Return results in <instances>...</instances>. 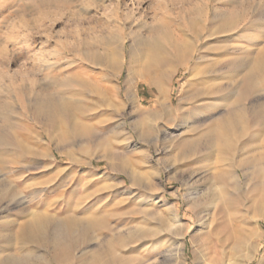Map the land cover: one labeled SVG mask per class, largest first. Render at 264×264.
<instances>
[{"label": "bare ground", "instance_id": "1", "mask_svg": "<svg viewBox=\"0 0 264 264\" xmlns=\"http://www.w3.org/2000/svg\"><path fill=\"white\" fill-rule=\"evenodd\" d=\"M61 1L68 6L73 3ZM211 1L148 0L144 8L140 2L116 0L105 6L109 14L99 26L100 36L85 35L79 39L81 33H78L77 41L62 43L59 52L42 50L35 59L38 69L49 74L61 60L72 72L59 83L64 86L63 92L36 93L30 113L40 131L33 134L28 128V144L20 145L19 156H16L21 138L16 130L18 125L10 122L8 113L13 110L8 107L11 105L0 106V264H149L143 257L150 249L163 245L162 240L154 242L151 239L162 231L172 232L180 227L171 228L173 223L180 222L175 213L170 214L167 224L163 218L159 219L156 229L142 225L130 228L127 224L119 227L117 222L121 218L117 211L110 216L98 215L95 209L91 210L92 202L80 215L78 208L82 202L76 203L70 196L66 199L63 193L59 200L51 198L50 192L55 186L51 180L46 181L38 194L32 191L37 207L44 206L32 210L26 206L31 199L16 188V181L24 178L19 168L31 171L42 167L63 175L71 172V167L79 163L73 157L72 148L98 137L95 130L98 122L85 118L93 108L81 105L75 98L79 95L76 86L85 88L93 83L98 87L99 82H108L111 76L116 85L105 89L109 92L101 99L102 104H112L110 95L114 94H121L134 103L138 84L134 73L145 77L152 68L165 67L167 74L177 64L188 73L177 107L169 106L164 91L159 89L161 98L155 101L152 110L137 107L138 112L135 111L140 128L137 137L140 141H156L159 133L164 135L163 143L171 148L166 161L174 163L184 177L187 173L188 179L183 177L182 185L188 192V210L195 214L200 226L212 223L217 214L228 209L232 191L256 178L255 188L259 187L260 192L250 203L251 215L241 227L236 256L213 264H249L257 258L261 246L263 251L256 264H264V232L260 225L264 223V0L255 6L254 13L249 11L252 0L235 1L229 11L220 10ZM184 16L188 18L189 33L180 36L177 31H180L179 22ZM71 34L68 30L67 36ZM197 53L202 55L200 60L205 64L198 72L205 75L200 81L191 80L196 75V62L188 66V57L194 60ZM51 57L56 60L50 62ZM84 64L96 69L97 74L85 71ZM120 77L123 89L119 86ZM149 83L155 84V81L149 80ZM121 102L124 104V100ZM123 117L118 119L117 128L120 136L124 135L123 140L130 143L134 139L124 130ZM169 124H173L172 131L166 128ZM44 144L48 149L54 147L56 152L52 149L46 152ZM110 154L106 152L99 157L111 159ZM57 157L68 159L71 165L62 166L64 162ZM45 159L50 161L45 162ZM108 168L126 176L130 187L142 193L145 201L163 202L162 207L168 210L164 190L155 193L156 183L148 178L156 171L160 173L157 165L149 162L144 169L135 170L117 163ZM125 185L126 180L122 178L112 185L102 184L96 192L113 187L117 189L113 193L115 198L126 191ZM116 200L112 202L119 206L122 200ZM16 208L17 213L9 214ZM52 208L53 213L49 210ZM16 214L24 220L16 222ZM109 217H116L114 225H110ZM164 225L167 230L163 229ZM103 230L111 233L110 239L100 238ZM176 240L180 251L182 242L180 238ZM16 241L21 246L18 250ZM92 244L94 247L88 249ZM121 248H126L125 254L117 252Z\"/></svg>", "mask_w": 264, "mask_h": 264}, {"label": "rangeland", "instance_id": "2", "mask_svg": "<svg viewBox=\"0 0 264 264\" xmlns=\"http://www.w3.org/2000/svg\"><path fill=\"white\" fill-rule=\"evenodd\" d=\"M40 1L41 0H0V106L11 105L8 107L10 110L12 109L13 112L9 111L8 113L10 115V122L18 125L16 130L21 137L19 138V146L28 144L27 136L30 132L29 129L32 130L33 134L40 131L39 128L34 125V122H32V114L30 113V104L36 93L40 91L53 94L63 92L64 86L59 83L72 72L70 69H66L65 63L60 60V64L55 66L50 73L47 74L45 70H40L34 65L35 59L40 56L42 50L45 49L50 52H59L63 44L77 41L78 33H81L79 39L85 37V35L93 37L97 35L100 36L102 33L98 32L99 26L109 14L105 6L116 2V0H71L73 3L68 6L61 0H52L47 4H41ZM123 1L126 3H131L133 1L140 2L145 8L148 0ZM196 1L201 0H193V2ZM235 1L240 0H212L211 3L218 8L220 7L219 9L222 11H229L231 5ZM259 2L262 3L263 0H252L249 9L251 13H254L253 10H255V6ZM184 18H181L179 22L181 28L177 33L180 34V36L189 33L187 27L188 18L185 16ZM68 30L72 33L71 37L67 36ZM145 36L147 37V35ZM200 57H202V55L198 53L194 56V60L188 57V66H192L195 62L197 66V69H195L196 75L191 78V80L194 81L204 80L205 78V75L198 73L202 71L205 66L204 61L200 60ZM57 58L60 59L61 57ZM54 60L56 59H52L51 57L50 62ZM179 65L180 64H177L174 69L167 74H165V67H154L149 71V75L145 77L141 76L139 73H134V78L138 81L135 89L137 96H135L136 100L134 103L120 96L121 94H109L112 98L111 101H113L112 104H102L101 99L104 98V96L106 97L109 92L105 89H109L116 85V82L113 81V77L111 76L110 81L99 82L98 87L93 85V83L85 87L87 89L82 86H76L79 95L75 96V98H77V100L79 99L81 105H87L93 108V110H89V115L85 118L87 120L94 118L96 123L98 122L95 126L97 127L95 130L98 134L96 135L98 136L96 137L98 140L93 138L90 141L91 143L80 142L77 146L72 148L73 157L76 158L79 163L75 166L73 165L71 167L72 171L66 172L64 175L62 172H49L42 167L31 171L19 168V172L24 174V178L20 181H16V188L31 199L32 202H26L28 209L36 210L37 208H44V206L37 207V198L36 195H32V191L36 190L35 194H38V190L45 186L46 181L51 180L55 184L53 191L50 192L51 198L59 200V195L63 193L66 199L72 197L76 203L82 202L78 208L80 215L82 213L84 214L85 208L87 209L92 202L94 208L92 207L91 210L93 211L95 209L94 211H96L98 215L110 216L117 211L120 213L118 217L121 218L120 221L117 222L119 227L127 224L126 226L130 228L142 225L144 227L148 226L150 229H156L160 224L158 222L159 219L163 218L165 224H167V222L170 221V214L175 213V215L180 218V224L175 222L173 223L175 225L172 224L171 228L172 226L178 225H180V227L175 231L172 230V232L171 230L170 232L162 231L151 239L154 240V242L162 240L163 245L155 250L150 249L146 257H143L149 264H213V262L220 263L223 260H227L229 257H235V247L238 244L241 227L249 220L251 215L250 203L258 197L260 192L259 187L255 188V184L258 180L256 178H252L254 180L249 179L232 191V203L228 205V209L220 215L217 214L212 223L200 226L198 225V219L195 214L188 210V192L182 185V178L184 177L182 174L183 172L180 169H176L175 164L171 161H166V157L168 153L171 152V148H168L167 144L163 143L164 135L159 133L156 140L157 142L151 139L140 141L137 137V132H139L140 129L135 118L137 115L136 112H138L137 107L140 109H147V111L152 110L155 106V101H159L161 98L159 89L164 91L165 102L171 107H177L178 100L182 95L180 92L181 86L188 76L187 71L182 69ZM83 69L91 74H97V70L89 65L84 64ZM163 74H165L164 77ZM149 80H154L155 84H150ZM119 86L123 89L122 77L119 78ZM63 95L68 98L71 96L69 94ZM114 98H116L115 102ZM122 100H124V104H121ZM116 103L119 105L117 106ZM74 117V119L80 120L78 116ZM122 117L125 118L123 119L126 124L124 129L125 132L134 139L130 143L123 140L124 135L121 134L120 136L117 128L118 119ZM97 118L99 120H97ZM111 118H113V122ZM115 118L117 119L115 120ZM101 122L103 124H101ZM106 123L108 125H106ZM166 128L169 131L174 129L173 124L166 125ZM114 141L117 144L112 143ZM108 144L110 146L107 149L106 147ZM21 146L16 148V156L20 155L18 151L21 150ZM43 147L48 153H50V149H52L54 153L56 152L55 148L52 146L48 149V146L44 144ZM89 149L92 150L90 151ZM106 152H109V154L111 153V159L99 157ZM25 159L27 160L28 157ZM57 159L64 162L62 166L71 165L68 159L62 157H57ZM44 161L49 162L50 159H45ZM149 162L157 165L160 173L157 174L156 168V172L150 174L148 178L156 183L154 187L155 193H160L164 190L166 197L165 206L168 207V210H165L164 206L162 207L161 204L163 202L152 203L145 201L144 198H142V193L130 187L126 176L115 173L108 168L111 164L118 163L121 165L124 164L135 170H139L140 168L142 170ZM186 174L187 173H184L185 180L188 179ZM60 176H62L63 179ZM122 178L126 180V185L124 186L126 191L120 196L115 197L117 200H122L119 206L114 205L112 202L115 200V195H113V193L115 194L117 189L115 190L112 187V191L108 189L96 192V190L101 189L100 186H102V184L112 185L121 181ZM82 195L84 196L83 199L81 198ZM94 202L96 203L94 204ZM49 210L51 213L55 212L54 208ZM15 211L17 213L18 208L9 212V214ZM88 212H91L90 209ZM57 214H61L60 211ZM144 216L146 218L145 220L143 219ZM115 218L116 217H109L110 225H114L116 221ZM23 220L24 218L16 214V222H22ZM260 225L264 232V223L260 222ZM163 229L167 230L168 227L164 225ZM256 236L257 233L252 236V242L256 239ZM110 237V232L105 230L101 231L100 238H105L107 240L110 239ZM177 238H180L182 242L180 251L177 250ZM262 242V245H264V240ZM19 247L21 248L20 244L16 241V250L20 249ZM92 247H94L93 244L90 245L88 249ZM125 249L126 248L118 249L117 252L125 254ZM262 251L263 246L260 247L259 255ZM259 255L249 264H256ZM46 259L48 260V258ZM211 260L213 261L211 262Z\"/></svg>", "mask_w": 264, "mask_h": 264}]
</instances>
